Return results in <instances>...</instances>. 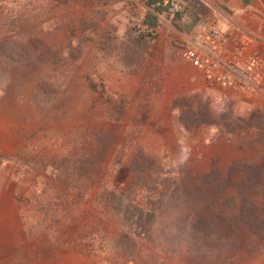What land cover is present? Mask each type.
Returning a JSON list of instances; mask_svg holds the SVG:
<instances>
[{
  "label": "rangeland",
  "instance_id": "obj_1",
  "mask_svg": "<svg viewBox=\"0 0 264 264\" xmlns=\"http://www.w3.org/2000/svg\"><path fill=\"white\" fill-rule=\"evenodd\" d=\"M143 16L0 0V264H264V98L207 109ZM180 96L220 123L177 131Z\"/></svg>",
  "mask_w": 264,
  "mask_h": 264
},
{
  "label": "crops",
  "instance_id": "obj_2",
  "mask_svg": "<svg viewBox=\"0 0 264 264\" xmlns=\"http://www.w3.org/2000/svg\"><path fill=\"white\" fill-rule=\"evenodd\" d=\"M128 1L132 7L140 9L143 15L147 11L152 12L147 6L148 0ZM158 16L159 22L155 28L158 37L154 51L157 57H165L167 60L179 58L180 55L184 57L180 47L174 49V41L184 40L192 35L198 20L202 18L223 32L227 45L233 51L248 55L251 50L264 43V0H172L171 10ZM179 61L172 62L178 66L183 65ZM185 62L187 64L183 65L184 69L189 73V70L193 71L189 78L193 83L204 87L198 79L197 71L186 59ZM16 138L13 136V140Z\"/></svg>",
  "mask_w": 264,
  "mask_h": 264
},
{
  "label": "built area",
  "instance_id": "obj_3",
  "mask_svg": "<svg viewBox=\"0 0 264 264\" xmlns=\"http://www.w3.org/2000/svg\"><path fill=\"white\" fill-rule=\"evenodd\" d=\"M174 42L206 89L220 91L223 98H264V43L248 55L233 51L223 32L204 18L192 35Z\"/></svg>",
  "mask_w": 264,
  "mask_h": 264
},
{
  "label": "trees",
  "instance_id": "obj_4",
  "mask_svg": "<svg viewBox=\"0 0 264 264\" xmlns=\"http://www.w3.org/2000/svg\"><path fill=\"white\" fill-rule=\"evenodd\" d=\"M147 6L152 10V12L147 11V13L143 16V19L141 20V27H145V32L146 35L152 36L153 34L156 35V26L158 25L159 22V14H162L164 11H170L172 7V0H148ZM155 14H154V13ZM155 31V32H154ZM220 91L218 90H205L204 94H199L196 95L195 97H199L200 99H203L204 103L208 106L211 104H216V106H221V105H228L230 100L234 97H229V98H223L221 95ZM224 99H222V98ZM235 98V97H234ZM193 101H190L187 96H180L177 99L173 101V106H174V111H176V130L181 132V133H187L190 132L189 130L191 129L192 124L196 123L197 126L203 124V123H208V124H214L217 122L218 124L220 123V120H215L214 118H209V113L207 110L202 109V103H200L199 106L194 110L192 108ZM225 105V106H226ZM183 107V108H181ZM185 107V108H184ZM227 107V106H226ZM204 110V111H203ZM223 113V111H221ZM251 119V118H250ZM249 120V119H248ZM250 121V120H249ZM216 172H211L206 175L205 179L207 178V182L210 183L212 180H215L217 178ZM130 205L125 207L124 213H127L128 216L126 219H131L132 217L134 218H141L143 221L140 219H137L136 223L130 222V229L136 233V236H140L143 238L146 233L150 232V227L151 225L148 221V219H151L154 217V213H147V216L143 219L142 217V209L136 205V204H131V208H129ZM249 210V209H248ZM250 212H253L254 210L251 209L249 210ZM244 215H247V212L244 213ZM125 219V220H126ZM124 220V221H125ZM250 221V225L253 227L254 225H257V217L254 218ZM140 223V224H139ZM134 229V227H136Z\"/></svg>",
  "mask_w": 264,
  "mask_h": 264
}]
</instances>
